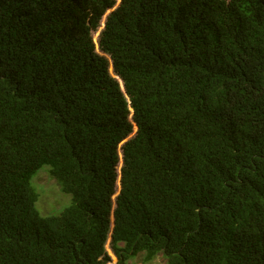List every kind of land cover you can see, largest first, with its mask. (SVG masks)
Wrapping results in <instances>:
<instances>
[{"label":"trees","instance_id":"16d2710c","mask_svg":"<svg viewBox=\"0 0 264 264\" xmlns=\"http://www.w3.org/2000/svg\"><path fill=\"white\" fill-rule=\"evenodd\" d=\"M115 4L0 0V264H264V0Z\"/></svg>","mask_w":264,"mask_h":264},{"label":"rangeland","instance_id":"374dc122","mask_svg":"<svg viewBox=\"0 0 264 264\" xmlns=\"http://www.w3.org/2000/svg\"><path fill=\"white\" fill-rule=\"evenodd\" d=\"M119 1L120 0H116V4L113 8H115L119 4ZM113 8L107 10L105 15L101 19L100 26L92 34L97 51H99L97 42L99 32L104 26L106 14ZM110 71L112 73V67H110ZM31 182L39 193V198L36 206L42 215L59 213L62 209L70 204V195L60 190V187L56 180L49 174L48 166L44 165L42 168H40L38 172L33 176ZM116 188L117 190L113 195V198L118 193L119 179H117ZM105 248L109 257L108 261L105 264H123L110 247V237H108L107 239ZM143 257V254H138L127 259L125 262L126 264H167L166 259L161 254H158L155 258L149 261L144 260Z\"/></svg>","mask_w":264,"mask_h":264}]
</instances>
